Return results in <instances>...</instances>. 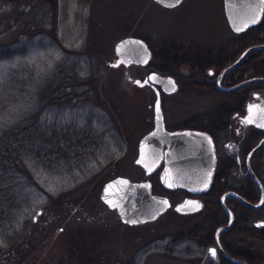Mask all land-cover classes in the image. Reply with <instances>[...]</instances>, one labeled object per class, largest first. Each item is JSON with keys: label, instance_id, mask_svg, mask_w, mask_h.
Masks as SVG:
<instances>
[{"label": "rangeland", "instance_id": "obj_1", "mask_svg": "<svg viewBox=\"0 0 264 264\" xmlns=\"http://www.w3.org/2000/svg\"><path fill=\"white\" fill-rule=\"evenodd\" d=\"M46 1L50 9L53 0ZM55 7L60 14L57 36L66 48L80 53L68 54L42 35L27 41L26 52L0 63V79L21 65L28 66L27 72L34 71L36 78L32 86L5 96L12 102L27 97L29 104L18 106L17 117L4 118L0 128L33 112L41 92H46L44 83L59 63H78L83 74L90 75L94 100L88 108L53 109L41 119L58 124L59 131L77 128L88 136L89 147L78 156L76 165H52L47 157L39 161L33 190L22 192L17 221L21 227L13 231L20 239L0 249V264H200L201 256L190 257V247L185 245L178 246L180 252L169 254V242L204 233L208 211L190 216L167 211L156 221L131 226L102 201L101 193L104 184L118 176L133 181L158 178L159 172L147 176L136 164L140 140L154 128L157 95L135 80H144L152 71L168 75L163 69L168 54L173 61L186 51L205 57L236 43L231 39L236 37L226 18L224 0H184L174 9L154 0H55ZM43 14L41 10L40 19ZM46 15L48 23L51 15ZM129 36L148 42L153 57L147 67L112 66L117 60L116 43ZM8 82L13 86L12 80ZM182 94L180 88L171 101L161 91L167 128L182 126ZM162 195L168 196V191ZM8 232L3 235L10 241L13 232ZM252 247L264 256V241L253 240Z\"/></svg>", "mask_w": 264, "mask_h": 264}, {"label": "flooded vegetation", "instance_id": "obj_2", "mask_svg": "<svg viewBox=\"0 0 264 264\" xmlns=\"http://www.w3.org/2000/svg\"><path fill=\"white\" fill-rule=\"evenodd\" d=\"M231 39L235 40L234 37ZM221 51L205 57L186 51L176 61H173L172 54H168V76L173 77L179 87L175 93H168V99L174 101L180 88L184 95H181L180 101L182 126L171 128L168 125L167 129L207 133L213 140L216 155L209 189L200 194L181 188L168 189L171 204L168 212L190 216L208 211L204 218L207 221H218L221 218L213 233L208 228L196 236L170 239L169 254L179 251V245H185L190 247V257L201 256L200 264H251L253 230L264 232V225H258L264 222V143L253 152L264 142V121L259 125L249 123L248 115L250 105L258 104L264 111V81L249 82L235 90L228 89L257 77L264 78V48L247 54L239 65L224 74L222 72L239 60L244 51L237 53L236 43ZM148 86L156 94L155 87ZM252 173L257 176L262 187ZM234 194L252 204L261 205L251 208ZM225 195V204L234 215V224L220 234V243L238 262L226 257L215 239L216 230L227 225L230 220V215L222 204ZM187 199L201 202L202 209L193 213L179 212L177 206ZM254 215L256 220H253ZM237 220L240 223L235 228ZM207 225L208 223L206 228ZM212 248H215V255L210 252Z\"/></svg>", "mask_w": 264, "mask_h": 264}, {"label": "trees", "instance_id": "obj_3", "mask_svg": "<svg viewBox=\"0 0 264 264\" xmlns=\"http://www.w3.org/2000/svg\"><path fill=\"white\" fill-rule=\"evenodd\" d=\"M52 2L53 5L48 9L46 0H0V63L23 54L27 50V41L42 35L58 43L68 54L78 55L80 53L66 48L57 36L60 14L55 7V0ZM41 10L51 15V18L47 19L48 23L45 21L47 15L43 14V18L40 19ZM235 37L237 53L252 45L264 43V18L258 26L244 33L235 34ZM27 67L21 65L18 71L15 73L12 71L11 74L4 75L0 79V124L6 117H17L20 112L18 106L22 103V106L29 104L28 99L27 103L25 102L27 97L18 101L14 100V102L5 98L10 95V92L16 91L18 94L19 88L32 86L36 78H34V71L27 72ZM163 69L168 74V57ZM26 72L28 79L25 77ZM89 76L86 73L83 74L78 63L62 65L59 63L44 83L46 92L44 94L41 92L44 98L40 95V104L35 106L33 112L19 118L12 126L5 125L4 128H0V249L8 243L13 246L20 239V235H16L17 233L13 231L21 227L17 221L20 219L19 213L22 208L21 198L24 196L22 192L33 190V182L38 178L36 172L41 167L40 162L47 157L52 165L58 166L65 162L76 165L78 156L84 155L88 150L87 135L77 131V128L73 131V129L63 127L59 131L56 126L58 124L43 123L41 115L53 109H67L69 106L80 109L88 108L90 100H94V89ZM9 80L13 81V86L8 84ZM152 183L155 193L166 194L168 191L161 185L159 176L153 179ZM220 219L208 221L206 229L209 228L213 233L220 224ZM239 223L240 221L237 220L235 228L239 226ZM26 227L25 224L23 229ZM10 229L13 237L9 241L10 238L7 239L6 235L8 236ZM4 233H6L5 236ZM252 235L253 240L264 241V232L253 230ZM251 264H264V256L253 247Z\"/></svg>", "mask_w": 264, "mask_h": 264}, {"label": "water", "instance_id": "obj_4", "mask_svg": "<svg viewBox=\"0 0 264 264\" xmlns=\"http://www.w3.org/2000/svg\"><path fill=\"white\" fill-rule=\"evenodd\" d=\"M154 1L165 8L173 9L181 5L184 0H180L178 4L176 0ZM260 7L264 6L260 5L259 0H224L226 18L233 32L240 34L249 28L259 25L264 16V13H259ZM254 19L256 22L252 23ZM237 28L242 30L237 31ZM263 48L264 44L247 48L240 59L227 67L222 74L239 65L247 54ZM115 52L117 60L112 63L114 67H130L132 65L147 67L153 57V52L148 42L143 38L134 36L119 40L115 45ZM136 81H139L140 84H137ZM253 81H264V78L257 77L228 90H235ZM135 84L140 87L152 85L155 87L157 94L154 104L155 126L151 132L147 133L140 140L136 164L145 170L147 176L154 174L162 168L159 179L162 186L166 189L181 188L193 194H200L208 190L213 179L216 162L212 138L207 133L194 130L168 131L165 125L161 91L166 94L175 93L179 88L176 80L171 76L152 71L144 80L136 79ZM158 86H160L161 90L157 88ZM157 105L159 106V112H157ZM251 106L255 107L251 109V112L249 111L248 119L251 120L252 124L259 125L264 121V111L258 104ZM263 143L261 142L253 152H256ZM141 159L143 162L137 163ZM252 175L262 187L257 176L254 173ZM117 181H127L128 183H114ZM110 184L113 187L109 189L106 195L105 189ZM234 195L251 208H258L261 205V203L252 204L241 198L238 194ZM225 197L226 195L222 198V204L229 213L230 220L227 225L220 226L216 230L215 239L222 253L230 260L238 262L224 250L220 243V234L230 229L234 224V215L232 210L225 204ZM101 199L111 210L117 212L123 223L131 226L156 221L171 206L168 196L157 194L153 191V183L150 180L133 181L125 176H118L106 182L102 189ZM106 199L111 200L117 207H110L105 202ZM163 201H167V204L162 203ZM201 209L202 203L193 199H187L177 206V210L181 213H193ZM128 221H135V223H129ZM258 225H264V222H260Z\"/></svg>", "mask_w": 264, "mask_h": 264}, {"label": "snow or ice", "instance_id": "obj_5", "mask_svg": "<svg viewBox=\"0 0 264 264\" xmlns=\"http://www.w3.org/2000/svg\"><path fill=\"white\" fill-rule=\"evenodd\" d=\"M176 3H177V4L180 3V0H176ZM259 3H260V5L264 6V0H259ZM168 6H174V5H168ZM259 13H264V7H260V8H259ZM259 13H258V14H259ZM255 22H256L255 19L252 20V23H255ZM245 27H247V25H245ZM236 30H237V31H241L242 29L237 28ZM137 43H138V42H137ZM118 50H119V49H118ZM145 62H146V61H145ZM136 83H137V84H140L139 81H136ZM173 90H174V89H173ZM253 107H255V106H251V105L249 106V111H250V112H251V109H252ZM157 112H159V106H158V105H157ZM248 122L251 123V120H249ZM153 135H155V133H153ZM142 162H143L142 159L137 161V163H142ZM145 166H146V165H145ZM114 183H116V184H120V183H122V184H127L128 182H127V181H117V182H114ZM169 186H171V185H169ZM112 187H113L112 184H110V185H108V186L106 187V189H105V193H106V195L108 194L109 189H111ZM105 202L108 203L110 207H117V205H116V204H113L111 200L106 199ZM162 203L167 204V201H163ZM189 203H192V202H189ZM197 207H199V206L197 205ZM128 222H129V223H135V221H128ZM210 252L212 253V255H215V249H211Z\"/></svg>", "mask_w": 264, "mask_h": 264}]
</instances>
